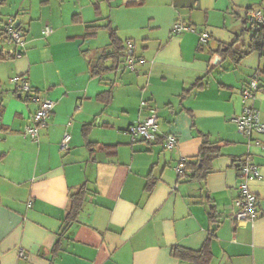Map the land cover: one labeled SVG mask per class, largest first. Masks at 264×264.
Wrapping results in <instances>:
<instances>
[{"label": "crops", "instance_id": "crops-1", "mask_svg": "<svg viewBox=\"0 0 264 264\" xmlns=\"http://www.w3.org/2000/svg\"><path fill=\"white\" fill-rule=\"evenodd\" d=\"M9 3L6 16L26 44L20 58L12 44L0 49V264H184L170 250H198L208 236L210 264H264V134L248 140L230 121L264 55L235 62L223 47L245 50L247 14L264 0H0V16ZM176 22L191 31L173 35ZM110 33L134 44L133 71L125 50L117 64L98 61L113 52ZM100 63L105 71L94 76ZM23 81L54 102L37 141L22 134L38 108L18 88ZM249 104L264 124V88ZM149 109L159 137L132 141L124 130ZM169 134L178 139L172 151L163 148ZM204 139L219 147L207 175L179 179L176 164L196 162ZM245 162L258 171L248 182L253 224L234 221ZM80 189L81 210L68 224Z\"/></svg>", "mask_w": 264, "mask_h": 264}, {"label": "built area", "instance_id": "built-area-1", "mask_svg": "<svg viewBox=\"0 0 264 264\" xmlns=\"http://www.w3.org/2000/svg\"><path fill=\"white\" fill-rule=\"evenodd\" d=\"M247 21L250 30L255 31L258 26L264 24V8L249 11L247 14ZM191 31V28L187 24L176 22L172 28V34L177 35L182 32ZM4 39L15 47L13 53L14 58L22 57L25 50V39L23 34L16 30L15 22L13 18H8L4 27ZM53 32L50 26H45L42 34L44 37H48ZM209 35L205 32L199 36V42L205 43L208 40ZM125 65L128 70L133 71L136 59L134 57V44L127 41L125 44L124 53ZM18 78H13L12 83L16 85ZM20 90L31 95V87L25 81H23L18 87ZM264 88V77L257 71L249 79L246 87L237 91L241 97V101L244 104L242 113L238 116H231L230 121L236 126L238 133L246 137L248 140H252L253 136H259L264 134V124L260 121L259 112L249 103H253L257 92ZM30 99L37 101L38 108L31 117L30 125L26 126L22 132L24 137H27L33 141H37L38 132L40 128L47 125L48 120L52 114L54 108V102L44 99H38L35 95H31ZM146 102H141V107H145ZM158 117L156 110L149 109V116L142 120L129 125L125 130V134L129 135L132 141L142 140L148 143L154 142L159 137V129L157 123ZM68 134L65 133L60 144V151H66L68 149ZM178 139L172 135H166L163 137V148L166 151H172L176 148ZM189 164L188 159H180L175 166V171L178 174L185 173V167ZM239 174L242 177V181L238 184L239 195L234 201V205L237 209L234 221L236 222H248L253 224L257 218V199L248 187V182L258 177V171L248 162H245L239 169ZM22 256V251L19 252Z\"/></svg>", "mask_w": 264, "mask_h": 264}, {"label": "trees", "instance_id": "trees-1", "mask_svg": "<svg viewBox=\"0 0 264 264\" xmlns=\"http://www.w3.org/2000/svg\"><path fill=\"white\" fill-rule=\"evenodd\" d=\"M16 30H19V25L16 26ZM4 31V30H3ZM251 33L250 43L243 51H237L233 48V45L223 46L226 49V53L233 57L235 62H238L243 56L251 53L258 52L264 55V24L258 26L255 31H251L250 28L248 30ZM21 32V31H20ZM22 33V32H21ZM24 36V35H23ZM2 39H4V32L1 33ZM110 46L113 49L112 53L103 55L99 58L98 61H103L104 59H111L117 64L120 60L123 51L125 50V46L118 40L114 33H110ZM4 56L0 54V59ZM105 57V58H104ZM93 75L100 76L102 71L101 63L97 68H93ZM260 73V72H259ZM260 74L264 75V70L261 71ZM219 155V147L215 143H210L208 140L202 141V146L196 158V162L189 161V164L185 167V173L178 174V178H189V179H202L204 178L209 169L211 162ZM1 159V156H0ZM199 161L201 162L200 166ZM244 164V163H243ZM241 164V166L243 165ZM241 166L239 168H241ZM84 191L80 189L77 193L73 194L70 197V208L66 215V219L64 222L70 223L74 221L82 207L83 203ZM209 219L214 223L215 222V212L213 206L209 207L208 212ZM170 254L172 257L176 258L180 262L184 264H210L212 259L211 251H210V237L208 236L206 240L203 242L202 246L198 250H190L180 246H175L170 250Z\"/></svg>", "mask_w": 264, "mask_h": 264}, {"label": "rangeland", "instance_id": "rangeland-1", "mask_svg": "<svg viewBox=\"0 0 264 264\" xmlns=\"http://www.w3.org/2000/svg\"><path fill=\"white\" fill-rule=\"evenodd\" d=\"M35 9V8H33ZM2 11L3 13H1V16H0V49H7L9 47V42L8 41H4L1 37V33L3 32L4 30V27H5V24H6V20H8L7 16L6 15H12L14 13V9L11 8V5L9 3V5H7V7H2ZM5 13H8V14H5ZM12 13V14H10ZM175 24V23H174ZM248 35H250L251 33L249 31L246 32ZM99 34H102V32H100ZM92 43H94L95 46H98V45H102L99 41V39H94L92 41H90ZM161 110V109H160ZM158 110V111H160Z\"/></svg>", "mask_w": 264, "mask_h": 264}, {"label": "water", "instance_id": "water-1", "mask_svg": "<svg viewBox=\"0 0 264 264\" xmlns=\"http://www.w3.org/2000/svg\"><path fill=\"white\" fill-rule=\"evenodd\" d=\"M15 26H16V24H15ZM20 97V96H19Z\"/></svg>", "mask_w": 264, "mask_h": 264}]
</instances>
